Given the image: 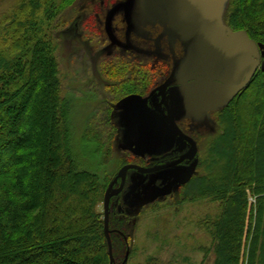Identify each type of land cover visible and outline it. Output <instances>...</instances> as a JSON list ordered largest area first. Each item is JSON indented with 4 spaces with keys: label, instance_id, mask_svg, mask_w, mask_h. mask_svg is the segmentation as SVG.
<instances>
[{
    "label": "trees",
    "instance_id": "obj_1",
    "mask_svg": "<svg viewBox=\"0 0 264 264\" xmlns=\"http://www.w3.org/2000/svg\"><path fill=\"white\" fill-rule=\"evenodd\" d=\"M68 2L23 0L0 23V264H110L99 207L118 172L102 177L82 167L73 146V102L63 95L53 36ZM224 22L264 44V0H228ZM139 66L123 63L108 87L119 96L144 92L152 76L141 80ZM216 118L180 201L219 203L215 217L200 223L213 237L210 264H264V71ZM103 119L86 120L83 143L107 165L113 137H104L111 121ZM128 214L111 217L120 230L112 235L116 264L127 263L129 243L133 253Z\"/></svg>",
    "mask_w": 264,
    "mask_h": 264
},
{
    "label": "rangeland",
    "instance_id": "obj_2",
    "mask_svg": "<svg viewBox=\"0 0 264 264\" xmlns=\"http://www.w3.org/2000/svg\"><path fill=\"white\" fill-rule=\"evenodd\" d=\"M22 1L0 0V23ZM169 2L70 0L54 20L56 29L53 36L58 44L63 95L73 102V146L81 166L102 177L119 172L128 164L138 165L135 163L137 160L131 157L137 155L139 148H145L144 138L148 137L149 131L144 129L153 125L145 118L140 100L156 86L177 79L186 72L185 63L190 60L192 51L172 33L167 10ZM259 53L262 65L263 50L260 49ZM123 63L140 65L136 75L141 80L147 74L152 76L151 84L144 92L119 96V90L113 91L108 87L112 84V73L122 69ZM201 89L206 93L214 91L210 87ZM203 104L204 101L200 102ZM200 105L195 109L191 107L186 113L179 104L177 110L180 120L188 118L186 123H180L183 128L196 138L203 135L199 141L204 150L216 134L218 123L216 113L207 114L215 110L209 109L211 103L208 102L206 108ZM105 113L111 127L103 131L104 137H113L109 143L111 163L107 165L100 162V155L93 154L92 146L83 143L86 120L103 125ZM164 142L167 139L160 141V146L158 144L155 149H150L152 143L149 142L148 148L153 155L171 154L173 147L166 148ZM119 159L128 162L119 167ZM193 172V168L182 166L147 174L129 170L127 184L120 191L121 186L116 190L119 201L110 203L111 238L120 232L111 226V217L117 222L123 221V213H129L131 217L125 223V233L131 235L127 240L132 241L133 253L130 257L131 245L128 242L126 264H150L152 258L157 259L158 264H210L212 254H207L206 248L212 247L213 237L200 223L215 217L220 206L210 200L180 201L181 188L196 171ZM99 209L104 212V202Z\"/></svg>",
    "mask_w": 264,
    "mask_h": 264
},
{
    "label": "water",
    "instance_id": "obj_3",
    "mask_svg": "<svg viewBox=\"0 0 264 264\" xmlns=\"http://www.w3.org/2000/svg\"><path fill=\"white\" fill-rule=\"evenodd\" d=\"M228 0H170L167 10L169 14V24L174 36L192 51L193 56L185 63V71L190 69L196 63V59L202 56L218 60L228 64L226 74L241 70V74L233 79L225 74L212 75L208 72H202L200 79L219 80L222 85L219 90L206 93L205 98L211 103L209 109H218L228 105L239 93H241L252 81L255 74L261 69L264 71V64L261 65L259 50H263L264 44L257 43L251 39L245 30H233L224 22V10ZM247 67L249 70L246 73ZM230 75V76H231ZM199 79L197 75H188L176 80H171L159 87L160 91H165L169 86L186 83L189 79ZM170 124L182 139L188 140L191 147V155L197 152V146L194 140L185 134L174 120V114L171 112ZM189 155V154H188ZM183 157L182 159H184ZM181 161V160H179ZM179 161L162 164L154 167H143L136 164H128L120 169L115 180L108 188L104 200L105 227L104 232L109 244L110 264L115 263L114 249L110 230V202L111 198L118 192L114 190L115 183L121 179L120 191L126 181L129 170H137L140 173H154L176 166ZM197 162L193 167L196 171ZM193 172V173H194ZM193 176L190 175L188 179ZM129 251L125 261L128 260Z\"/></svg>",
    "mask_w": 264,
    "mask_h": 264
},
{
    "label": "flooded vegetation",
    "instance_id": "obj_4",
    "mask_svg": "<svg viewBox=\"0 0 264 264\" xmlns=\"http://www.w3.org/2000/svg\"><path fill=\"white\" fill-rule=\"evenodd\" d=\"M190 55L193 56L192 53ZM260 60L262 62V56H260ZM230 69L234 70L233 67ZM230 69H228L227 63L202 56L201 59L198 60L196 59V63L192 65V67L188 69L185 73H182L181 76L179 77L182 78L188 75L191 76L197 75L199 79L192 78L187 80L186 83L184 84L172 85L169 86L165 91H160L159 87H161L164 83L168 82L166 81L163 84L156 86L154 90L150 91L144 98H142L140 100V103L142 105V112L145 118L149 121V123L153 125L151 127L148 126L144 129L149 131L148 137L144 138L145 148H139L137 150V155L136 156L133 155L131 157L137 160V162L135 163H137L138 165H144V166L146 165L145 167H154V166L181 160L176 166L168 169H173L179 166L187 167L189 169V168H193L196 162H197L196 169L199 168L201 162L200 160H201V150H202L199 140H201L200 138L203 135H200V138H196L195 135H193L191 132L187 131L186 128H183L180 125V123H186L188 118H185V120L182 119L180 120L179 112L177 110V105L180 104L181 106H183L184 107L183 110H185L186 113L192 109L191 107L194 108L197 105H200V102L202 103L203 101L204 104L200 106L202 107L204 106L203 108H206V104H208V102H206L207 99L205 98L206 92L204 91V89L201 88L207 89L210 87L214 90H219V87L222 85V83L219 80L212 81L211 79L208 80L200 79L203 76L202 72L205 73L208 72L209 74L212 75L225 74L233 79H236L241 74L240 69L238 71L236 70L232 72L233 75H231L229 72L226 74L225 73L226 70H230ZM248 70L249 67H247L245 74H247ZM172 80H176V79H172ZM191 103H193L194 105L191 106ZM222 108L223 107L219 109L211 110L207 114L209 113L217 114V112ZM199 111L203 112L202 110ZM171 112H173L174 120L177 123V125L180 127V129L189 137H191L196 143L197 152L195 155L190 154L192 147L191 143L188 140L182 139L173 130L169 121L171 117ZM210 123L212 124L211 121ZM213 128L215 129L216 125ZM166 139L167 142H164V146L166 148L172 146L173 148L172 147L171 148L172 150L174 149V151L171 154H166L165 156H159L160 154L153 155L150 149H155L160 141L163 142ZM149 142L152 143V147H150V149L148 148L150 145ZM174 146H176V149L174 148ZM183 157L185 158L182 159ZM157 161L158 164L156 163ZM116 175L114 176L113 180H115ZM127 182L128 179H126L125 185L127 184ZM121 183L122 181L121 179H119L114 185V190L119 189ZM115 200L119 201L117 195H114L112 197L110 202L111 205L114 203ZM123 216L126 215L123 214Z\"/></svg>",
    "mask_w": 264,
    "mask_h": 264
},
{
    "label": "built area",
    "instance_id": "obj_5",
    "mask_svg": "<svg viewBox=\"0 0 264 264\" xmlns=\"http://www.w3.org/2000/svg\"><path fill=\"white\" fill-rule=\"evenodd\" d=\"M255 198H256V197H251L250 200L255 202V201H256Z\"/></svg>",
    "mask_w": 264,
    "mask_h": 264
}]
</instances>
